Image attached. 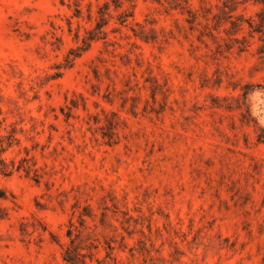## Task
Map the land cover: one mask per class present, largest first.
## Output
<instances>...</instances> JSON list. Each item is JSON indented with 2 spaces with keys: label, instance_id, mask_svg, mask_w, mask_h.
Returning a JSON list of instances; mask_svg holds the SVG:
<instances>
[{
  "label": "rangeland",
  "instance_id": "obj_1",
  "mask_svg": "<svg viewBox=\"0 0 264 264\" xmlns=\"http://www.w3.org/2000/svg\"><path fill=\"white\" fill-rule=\"evenodd\" d=\"M264 264V0H0V264Z\"/></svg>",
  "mask_w": 264,
  "mask_h": 264
},
{
  "label": "trees",
  "instance_id": "obj_2",
  "mask_svg": "<svg viewBox=\"0 0 264 264\" xmlns=\"http://www.w3.org/2000/svg\"><path fill=\"white\" fill-rule=\"evenodd\" d=\"M185 1H186V0H185ZM67 262L70 263V264H77V262H76L73 258H69V259L67 260Z\"/></svg>",
  "mask_w": 264,
  "mask_h": 264
}]
</instances>
